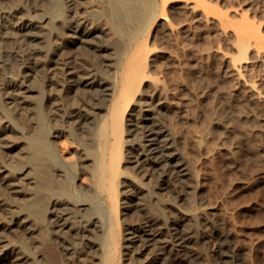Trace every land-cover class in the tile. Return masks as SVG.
Listing matches in <instances>:
<instances>
[{
  "label": "rangeland",
  "instance_id": "1",
  "mask_svg": "<svg viewBox=\"0 0 264 264\" xmlns=\"http://www.w3.org/2000/svg\"><path fill=\"white\" fill-rule=\"evenodd\" d=\"M48 1L42 0L38 4L49 16L47 27H51L55 19L66 12L61 0ZM157 1L99 0L96 4L92 1V7L88 8L92 15L102 16L114 32L109 55L115 61L142 37L144 28L151 21L148 35L142 38L144 75L133 91L119 127V170L122 174L114 186L117 242L113 241L107 228L109 216L105 195L96 190L92 181L101 155L98 142L105 130L100 126L101 121L94 122L90 133L67 130L73 144L85 150L91 163L85 167L87 175L83 181H77L76 153H71L70 166L67 165L58 158L52 142L54 138L49 135L52 127L59 123L52 121L44 111L41 84L36 82L37 90L24 104L32 107V113L14 116L6 103V90L9 89L5 85L6 78L0 74V134L13 144L11 148L0 147V165L7 168L0 172V244L6 243L0 245V249L4 247L0 264L127 263L133 254L126 246V237L137 224L133 208L122 207L124 203H121L123 200L132 203L133 196L129 191L139 190V195L149 203L148 213L167 237L165 227L175 209L165 207L164 203H153L150 190L140 188L144 181L142 176L125 167L124 162L129 140L126 123L131 117V108L149 102L154 92L166 97L167 108L161 117L191 170V178L187 181L197 185L200 194L198 198L191 194L187 202L178 201L180 207L188 209L191 204L202 201L210 207L208 216L218 223L228 243L233 244L245 264H264V0H170L165 7L167 20L153 18ZM0 2L15 6L19 0ZM116 8L122 15L120 23ZM240 40L245 42L241 52ZM84 62L92 61L85 59ZM10 69L17 72V62L13 61ZM70 100L68 97L65 102ZM151 109L157 111L158 106L153 104ZM36 136L47 140L46 146L40 155H26L29 140H35ZM24 163L33 167L32 172L39 182L34 191L43 190L46 202L49 195L55 193H62L69 199H87L88 210L83 213L87 217L97 215L100 224L106 225L105 231L92 233L96 241L92 249L86 247L74 254L64 253L65 240L52 235L48 213L45 207L39 209L35 201L37 194L30 197L24 183L19 187L24 190L9 191L13 172ZM54 164L65 169L61 186H55L56 182L47 183L53 181L50 172L43 176L37 172L41 166L50 169ZM16 213L20 215L14 217ZM26 215L31 217L37 229V241L33 244L29 243ZM187 226L194 233L191 245L200 264H214L213 240H204L197 235L199 224L195 216ZM77 240L70 242L79 245ZM173 246H167L163 264H181L174 256Z\"/></svg>",
  "mask_w": 264,
  "mask_h": 264
},
{
  "label": "bare ground",
  "instance_id": "2",
  "mask_svg": "<svg viewBox=\"0 0 264 264\" xmlns=\"http://www.w3.org/2000/svg\"><path fill=\"white\" fill-rule=\"evenodd\" d=\"M39 1L42 0H19L15 6H5L0 2V74L5 76V85L9 88L6 90V103L14 116H29L33 109L24 104L37 90L36 82L41 84L44 111L52 121L59 123V126L52 127L49 134L54 138L55 151L67 165L71 153H76V179L80 182L87 175L85 167L90 166V158L84 149L73 144L74 140L67 130L90 133L94 122L101 121L100 126L105 130L102 140L98 142L101 155L92 181L96 190L105 195L109 216L107 228L113 241L117 242L114 216L117 195L114 186L122 174L119 170V127L133 91L144 75L142 38L148 35L151 21L144 28L142 37L115 61L109 55L114 32L102 16L92 15L88 9L92 7V1L96 4L99 0H61L66 13L56 18L51 27H47L50 18L39 8ZM169 1H157V11L152 15L154 19L167 20L165 7ZM115 13L120 23V10L116 8ZM238 46L240 52L243 51L245 42L240 40ZM85 59L92 62L85 64ZM13 61L19 65L17 72L10 69ZM68 97L71 100L66 103ZM150 98L149 102L132 107L131 117L127 118L129 140L125 148V167L142 176L144 181L140 183V188L150 190L153 203H164L165 207H173L175 212L174 216L170 214L165 237L161 226H157L155 218L148 213V201L139 195V190L129 191L133 196L132 203L126 200L121 203H124L122 207L133 208L137 224L126 237V246L133 257L123 264H163L169 244L174 245V256L181 264H200L191 245L194 233L187 226L193 216L198 219L197 235L204 240H213L211 250L214 264H245L233 244L228 243L218 223L208 216L209 206L199 200L188 209L180 207L178 201L187 202L191 194L197 198L200 194L197 185L193 186L187 181L191 178V170L161 117L167 108L166 97L154 92ZM153 104L158 106L157 111L151 109ZM218 119L222 121L220 114ZM5 121L11 126L8 119ZM4 138V134H0V147L11 148L13 144ZM34 139L29 140L26 155H40L47 144V140L40 136ZM19 166L13 172L15 175L11 178L9 191L15 193L24 190L19 189L24 183L27 185L25 192L30 197L37 194L35 201L39 209L45 207L52 235L65 240L62 246L64 253L74 254L86 247L92 249L96 242L92 233L105 231L106 225L100 224L97 215L87 217L83 213V210H88L87 199H69L62 193H55L50 194L46 202L43 190L34 191L39 182L32 172L33 167L28 163ZM5 169L4 164L0 165V172ZM37 172L41 176L50 172L53 181L48 180L47 183L62 185L60 180L65 175V169L60 165L54 164L50 169L41 166ZM40 182L44 184L42 180ZM25 221L30 233L29 243L33 244L37 241L36 226L29 215L25 216ZM73 233L75 236H72ZM73 239H78L76 243L79 245L71 244L70 240ZM1 252H4V247H1Z\"/></svg>",
  "mask_w": 264,
  "mask_h": 264
}]
</instances>
